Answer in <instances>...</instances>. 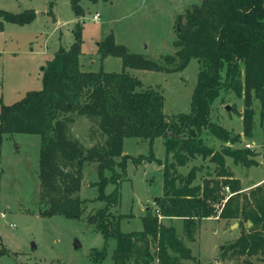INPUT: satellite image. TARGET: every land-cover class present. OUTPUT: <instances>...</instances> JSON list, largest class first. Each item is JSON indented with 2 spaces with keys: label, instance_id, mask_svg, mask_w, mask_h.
<instances>
[{
  "label": "trees",
  "instance_id": "obj_1",
  "mask_svg": "<svg viewBox=\"0 0 264 264\" xmlns=\"http://www.w3.org/2000/svg\"><path fill=\"white\" fill-rule=\"evenodd\" d=\"M80 2L70 0L78 18L84 16ZM0 17L7 23L26 25L36 15L33 10L19 14L0 10ZM188 23V29L180 32L174 43L180 49L177 55L181 60L174 70H183L192 58L201 62L188 115L166 117L159 89L143 87L126 69L170 71L160 61L130 53L116 44L113 34L98 44L97 53L102 61L107 57L121 59L123 71H83L80 21L72 31V45L68 49L61 46L42 67L41 89L0 109V139L13 134L36 135L40 139L39 179L43 199L49 201L43 217L82 219L91 202L79 196L83 169L87 164L97 167L98 182L94 186L99 194L92 201L104 206L85 221L105 242L116 239L113 264H187L194 257L186 242H194L201 221L210 218L239 219L240 227L245 225L240 237L224 247L220 260L264 255V183L248 194L241 193L240 182L224 161L228 157L235 165L250 168L256 165L251 159L255 154L231 148L240 142V135L210 120L211 106L221 91L231 90L243 98L245 137H251L253 131V97L264 109V0H202L188 16ZM165 60L173 61V57ZM72 115L95 122L103 141L87 148L74 139L70 134ZM204 133L230 146L215 152L203 143L200 135ZM126 138L145 140L150 145L156 138H163L165 159L161 161L150 153L133 160L136 164L147 161L163 166V192L155 200L158 213L152 214L149 208L141 231L121 233L118 225L123 216L112 212L119 204L118 188L109 194L104 190L109 183L118 186L125 175L126 162L132 158L122 154ZM196 157L209 158L216 166L215 177H205L200 185H194L199 168H192L186 176L178 173L179 167ZM118 158L121 161L117 162ZM225 187L230 189V197ZM163 219L180 220L182 235L174 226L165 225ZM152 245L156 246L155 251H151ZM105 257V249L91 252L93 264H100Z\"/></svg>",
  "mask_w": 264,
  "mask_h": 264
},
{
  "label": "rangeland",
  "instance_id": "obj_2",
  "mask_svg": "<svg viewBox=\"0 0 264 264\" xmlns=\"http://www.w3.org/2000/svg\"><path fill=\"white\" fill-rule=\"evenodd\" d=\"M201 2L98 0L91 3L81 0L84 16L78 18L71 9L70 0H0L2 11L19 14L33 10L36 15L34 21L26 25L7 23L0 17V109L3 105L20 101L28 92L41 89L42 67L61 46L68 49L72 45V31L80 21L83 26L80 57L83 71L98 72L100 68L108 73L123 71L121 59L107 57L102 61L97 53L98 44L113 34L116 44L124 46L130 53L160 61L170 71L126 69L127 73L141 81L143 87L159 89L164 97L163 112L166 117L172 119L176 115L190 114L201 62L192 58L183 70H174L181 63L177 55L180 49L174 47V43L179 40L180 32L188 29V16ZM95 15L98 16L97 21L93 20ZM167 56L173 57V61L165 60ZM243 109L241 96L231 90L221 91L211 106L210 120L232 134L240 135V142L230 146L208 133L200 137L215 152L230 146L255 154L251 159L256 165L250 168L234 165L231 158L224 159L226 167H237V173L232 175L235 179L240 178L237 179L240 192L248 194L264 183L260 182L264 177V109L253 97L255 115L251 137L243 135ZM71 117L74 121L70 124V134L74 139L87 148L103 141L95 122L77 115ZM250 143H254V147L246 148ZM39 151L40 139L36 135H2L0 139V264H93V249L106 251V257L100 264H113L116 239L110 238L105 242L101 234L93 231L85 221L87 216L104 206L102 202L92 201L99 194L94 186L98 182L94 165L87 164L83 169L79 196L91 202L86 205L82 219L43 217L41 214L48 208L49 201L48 198L43 199ZM150 153L161 161L165 159L163 138H156L151 145L141 139H124L122 154L132 158L127 160L125 175L118 186L109 183L105 187L106 194L118 188L120 200L112 212L123 216L118 225L121 233L141 231L147 209L150 208L152 214L156 213L154 200L162 196L163 168L156 162H134L136 158ZM197 158L194 165L201 166H195L199 170L194 185H200L207 174L216 175V166L209 158ZM190 169L191 166L181 167L178 173L186 176ZM115 170L121 173V169ZM224 191L228 197L231 196L230 189ZM162 222L174 226L178 235H182L180 220L163 219ZM250 226L248 223L247 227ZM244 228L240 227L239 219L202 220L195 241L190 243L185 240L194 257L187 264H264V255L220 260L224 247L239 238ZM75 242L79 243L77 248L74 247ZM155 247L152 245L151 251H155Z\"/></svg>",
  "mask_w": 264,
  "mask_h": 264
},
{
  "label": "crops",
  "instance_id": "obj_3",
  "mask_svg": "<svg viewBox=\"0 0 264 264\" xmlns=\"http://www.w3.org/2000/svg\"><path fill=\"white\" fill-rule=\"evenodd\" d=\"M228 159H229V158H228ZM226 160H227V159H226ZM196 161H198V158H197V159L190 160V161L186 164V166H191V169L194 168L195 166H199V167H200L201 165H194V163H195ZM201 164H203L202 161H201ZM234 165H235V164H234ZM186 166H184V167H186ZM199 167H196V168H199ZM162 168H163V166H162ZM180 168H181V167H179L178 170H179ZM229 168H231V170H230L231 173H237V170H236L237 167H236V166H234L233 168H232V166H229ZM191 169H190V170H191ZM208 176H209V175L207 174V177H208ZM234 178H235V177H234ZM236 179L239 180L240 178H236ZM260 180H261L260 182L263 183V182H264V177H263V179H260ZM260 182H259V184H260ZM210 219H211V218H210Z\"/></svg>",
  "mask_w": 264,
  "mask_h": 264
},
{
  "label": "built area",
  "instance_id": "obj_4",
  "mask_svg": "<svg viewBox=\"0 0 264 264\" xmlns=\"http://www.w3.org/2000/svg\"><path fill=\"white\" fill-rule=\"evenodd\" d=\"M93 20H94V21H97V20H98V16L95 15V16L93 17ZM253 147H254V143H250V144H247V145H246V148H248V149H252ZM224 189H225L226 191H229V188H228V187H225ZM155 212L158 213L157 210H156ZM160 219H162V218H160Z\"/></svg>",
  "mask_w": 264,
  "mask_h": 264
},
{
  "label": "water",
  "instance_id": "obj_5",
  "mask_svg": "<svg viewBox=\"0 0 264 264\" xmlns=\"http://www.w3.org/2000/svg\"><path fill=\"white\" fill-rule=\"evenodd\" d=\"M227 110H229V108H226ZM93 170L95 171V173H97L98 169L97 167L93 166ZM156 200V199H155ZM154 200V202H155ZM150 210V209H147V211ZM249 225H251V223H249ZM79 246V243L78 242H75V248H77Z\"/></svg>",
  "mask_w": 264,
  "mask_h": 264
}]
</instances>
